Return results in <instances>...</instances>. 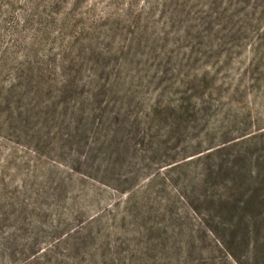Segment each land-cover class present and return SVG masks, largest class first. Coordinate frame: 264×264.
<instances>
[{"label": "rangeland", "instance_id": "obj_1", "mask_svg": "<svg viewBox=\"0 0 264 264\" xmlns=\"http://www.w3.org/2000/svg\"><path fill=\"white\" fill-rule=\"evenodd\" d=\"M235 155L264 179V0H0V264H263Z\"/></svg>", "mask_w": 264, "mask_h": 264}, {"label": "trees", "instance_id": "obj_2", "mask_svg": "<svg viewBox=\"0 0 264 264\" xmlns=\"http://www.w3.org/2000/svg\"><path fill=\"white\" fill-rule=\"evenodd\" d=\"M245 141L246 139L233 142V145ZM211 151L205 156L213 154ZM218 151L220 149L214 152ZM232 160L225 163L224 167L223 164L210 163L203 168L205 178H210L213 174L218 177L222 172V175L228 177V187L232 190L228 195L211 198L209 201L214 205L218 216L224 220V229L231 230V243H234L235 249L243 251L248 259L263 263L259 257H264V235L261 239L258 232L264 228V179H258L253 170L258 166V161L236 155ZM228 253L236 260V254L230 251Z\"/></svg>", "mask_w": 264, "mask_h": 264}]
</instances>
